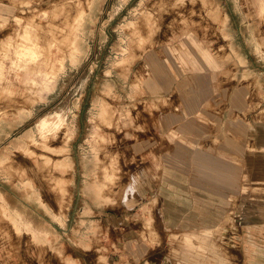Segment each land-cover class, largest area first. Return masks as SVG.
<instances>
[{
  "label": "rangeland",
  "instance_id": "obj_1",
  "mask_svg": "<svg viewBox=\"0 0 264 264\" xmlns=\"http://www.w3.org/2000/svg\"><path fill=\"white\" fill-rule=\"evenodd\" d=\"M0 264H264V0H0Z\"/></svg>",
  "mask_w": 264,
  "mask_h": 264
},
{
  "label": "crops",
  "instance_id": "obj_2",
  "mask_svg": "<svg viewBox=\"0 0 264 264\" xmlns=\"http://www.w3.org/2000/svg\"><path fill=\"white\" fill-rule=\"evenodd\" d=\"M127 150H128V148H127ZM128 157H129V153H128ZM174 164L175 163H173V165ZM127 165H128V163H127ZM169 170L171 172H175L171 168ZM172 177L173 178H170V175H165V178L163 177L164 179L161 178V182H162L163 186H161L158 190H160V192H162V197L165 196L166 198H170L172 200L171 202H169L170 207L168 208V213L172 214V215H174V217H176L178 215V213L184 209V207H183L184 201L181 199V198H183L182 192L184 190L177 184L178 181L174 180V176H172ZM177 179L180 180L178 177H177ZM178 208H180V209H178ZM177 223L178 222L166 220V222L162 223L161 225H178Z\"/></svg>",
  "mask_w": 264,
  "mask_h": 264
},
{
  "label": "bare ground",
  "instance_id": "obj_3",
  "mask_svg": "<svg viewBox=\"0 0 264 264\" xmlns=\"http://www.w3.org/2000/svg\"><path fill=\"white\" fill-rule=\"evenodd\" d=\"M76 46V45H75ZM77 48H78V45H77Z\"/></svg>",
  "mask_w": 264,
  "mask_h": 264
}]
</instances>
